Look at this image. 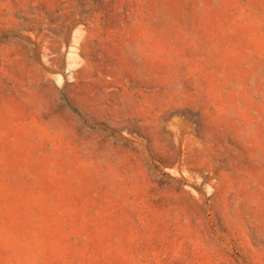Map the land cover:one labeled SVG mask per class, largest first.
<instances>
[{"label":"rangeland","instance_id":"1","mask_svg":"<svg viewBox=\"0 0 264 264\" xmlns=\"http://www.w3.org/2000/svg\"><path fill=\"white\" fill-rule=\"evenodd\" d=\"M0 264H264V0H0Z\"/></svg>","mask_w":264,"mask_h":264}]
</instances>
